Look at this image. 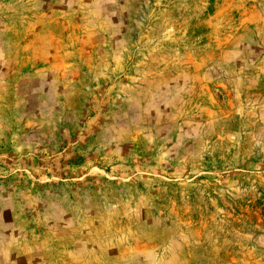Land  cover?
Here are the masks:
<instances>
[{
    "label": "rangeland",
    "instance_id": "obj_1",
    "mask_svg": "<svg viewBox=\"0 0 264 264\" xmlns=\"http://www.w3.org/2000/svg\"><path fill=\"white\" fill-rule=\"evenodd\" d=\"M0 264H264V0H0Z\"/></svg>",
    "mask_w": 264,
    "mask_h": 264
}]
</instances>
